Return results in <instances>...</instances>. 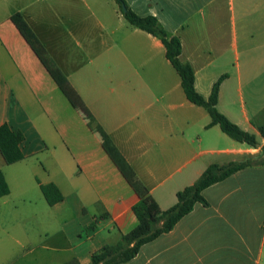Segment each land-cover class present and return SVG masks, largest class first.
I'll return each mask as SVG.
<instances>
[{"label": "crops", "instance_id": "obj_1", "mask_svg": "<svg viewBox=\"0 0 264 264\" xmlns=\"http://www.w3.org/2000/svg\"><path fill=\"white\" fill-rule=\"evenodd\" d=\"M123 1L178 37L179 59L204 99L224 76L217 109L257 144L209 126L207 111L186 99L162 43L131 26L114 0H0V126L23 137L21 161L7 165L0 155L9 190L0 199L31 230L6 234L4 243L25 250L24 264H87L135 228L140 195L96 125L161 210L210 165L253 162L205 188V205L124 264H264V0ZM48 184L61 195L53 205L40 190ZM41 237L49 244L39 245Z\"/></svg>", "mask_w": 264, "mask_h": 264}, {"label": "trees", "instance_id": "obj_2", "mask_svg": "<svg viewBox=\"0 0 264 264\" xmlns=\"http://www.w3.org/2000/svg\"><path fill=\"white\" fill-rule=\"evenodd\" d=\"M118 5L123 18L133 27L140 29L153 37L157 38L165 49V57L175 69L181 82V87L186 99L194 105L203 107L210 118L209 126L217 125L220 130L228 137L236 142L244 143L247 146L254 147L257 144L255 137L249 134L237 125L229 121L217 109V94L220 82L224 76L220 77L212 86L208 99H204L199 95L194 88V74L190 65L182 62L179 59L181 53V44L176 36L168 34L153 16L139 17L134 14L125 4L123 0H114ZM122 7L125 8L122 11ZM15 20L19 23L21 30L37 50L46 58V61L59 80L65 87L68 93L73 97L83 114L91 121L88 111L84 108L75 92L69 87L64 76L46 57V52L41 43L36 39L27 24L16 14ZM95 131L109 146L112 152L117 157L118 162L127 174L134 187L137 189L140 199L132 206V212L137 219V225L130 232L120 236L114 244L105 245L95 251L87 264H124L133 259L140 248L159 237L160 235L169 232L173 226L183 216L187 215L197 203L206 204L201 192L235 173L236 171L245 168L253 163L249 160L239 163H231L227 166L219 167L210 165L190 186L176 193V202L166 210H161L156 202L149 195L147 189L143 187L136 179L134 173L123 160V158L115 151L108 137L95 125ZM260 137L264 140V125L258 127ZM23 137L19 131L11 130L6 124L0 126V155L5 164L10 165L21 161L23 155L19 145ZM264 149V145H263ZM41 193L49 205H53L61 200V195L53 184H48L40 187ZM9 192L7 184L0 172V197L7 195Z\"/></svg>", "mask_w": 264, "mask_h": 264}, {"label": "rangeland", "instance_id": "obj_3", "mask_svg": "<svg viewBox=\"0 0 264 264\" xmlns=\"http://www.w3.org/2000/svg\"><path fill=\"white\" fill-rule=\"evenodd\" d=\"M3 199H0V264H24L26 261H28L29 257H23L24 255V249H10L9 244L6 245L4 243V240L2 239L6 234L14 237H22L24 235V231L27 232L28 235H30V229L29 225L25 222L19 223L18 216L19 214L11 209L6 208L2 203ZM56 227V226H55ZM56 229V228H52ZM45 238L41 237V240H38L39 245L45 244L48 245L49 241H44ZM14 252L13 257H9L5 260V257L7 253ZM54 264H59L57 260L54 261Z\"/></svg>", "mask_w": 264, "mask_h": 264}, {"label": "water", "instance_id": "obj_4", "mask_svg": "<svg viewBox=\"0 0 264 264\" xmlns=\"http://www.w3.org/2000/svg\"><path fill=\"white\" fill-rule=\"evenodd\" d=\"M125 10V8L124 7H122V11H124Z\"/></svg>", "mask_w": 264, "mask_h": 264}]
</instances>
